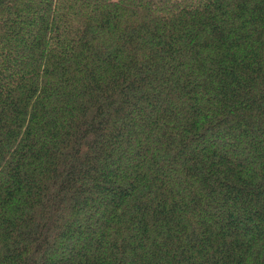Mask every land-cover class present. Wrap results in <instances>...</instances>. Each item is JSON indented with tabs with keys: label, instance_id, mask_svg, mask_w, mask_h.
<instances>
[{
	"label": "trees",
	"instance_id": "1",
	"mask_svg": "<svg viewBox=\"0 0 264 264\" xmlns=\"http://www.w3.org/2000/svg\"><path fill=\"white\" fill-rule=\"evenodd\" d=\"M0 264H264V0H0Z\"/></svg>",
	"mask_w": 264,
	"mask_h": 264
}]
</instances>
